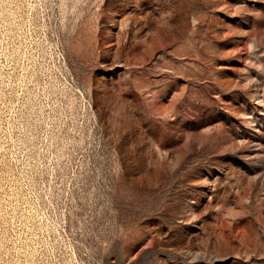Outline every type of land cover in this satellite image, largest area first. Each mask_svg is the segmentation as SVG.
Wrapping results in <instances>:
<instances>
[{"label":"rangeland","instance_id":"rangeland-1","mask_svg":"<svg viewBox=\"0 0 264 264\" xmlns=\"http://www.w3.org/2000/svg\"><path fill=\"white\" fill-rule=\"evenodd\" d=\"M0 264H264V0H0Z\"/></svg>","mask_w":264,"mask_h":264},{"label":"snow or ice","instance_id":"snow-or-ice-1","mask_svg":"<svg viewBox=\"0 0 264 264\" xmlns=\"http://www.w3.org/2000/svg\"><path fill=\"white\" fill-rule=\"evenodd\" d=\"M145 254H147V253H145Z\"/></svg>","mask_w":264,"mask_h":264}]
</instances>
